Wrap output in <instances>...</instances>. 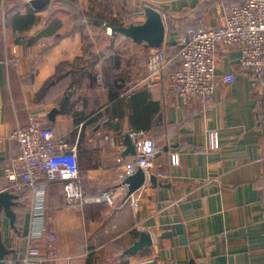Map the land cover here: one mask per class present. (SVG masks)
Wrapping results in <instances>:
<instances>
[{"label":"crops","instance_id":"1","mask_svg":"<svg viewBox=\"0 0 264 264\" xmlns=\"http://www.w3.org/2000/svg\"><path fill=\"white\" fill-rule=\"evenodd\" d=\"M30 1L0 0V191L8 190L4 168L18 150L9 133L37 118L77 144L87 198L111 191L118 204L65 206L61 183L47 184L48 215L58 236L53 264L151 259L156 264H264V78L256 82L239 68V52L225 47L217 53V77L229 71L236 77L230 84L219 81L206 104L186 105L167 77L180 64L175 35L191 24L194 12L215 25L224 2L242 0H50L40 10ZM146 6L165 18L160 48L170 61L159 79L137 84L148 76L153 48L111 34L91 17L141 23ZM30 14L37 20L21 30L18 17ZM56 14L63 21L60 30L35 40ZM117 66L128 78L126 85L146 88L149 103L156 105L144 132L157 145L156 171L169 176H156V184L147 178L125 201L120 173L137 156L125 136L136 130L133 120L140 109L113 100L109 74ZM100 71L103 82L97 80ZM79 114L83 120H77ZM210 130L219 132L215 150L208 146ZM173 152L181 159L177 166L171 163ZM33 189L26 186L19 196L15 227L3 218V239L11 250L7 264H14L28 244ZM142 231L151 233L153 244L125 254ZM32 243L45 250V237Z\"/></svg>","mask_w":264,"mask_h":264},{"label":"built area","instance_id":"2","mask_svg":"<svg viewBox=\"0 0 264 264\" xmlns=\"http://www.w3.org/2000/svg\"><path fill=\"white\" fill-rule=\"evenodd\" d=\"M218 20V24L210 25L201 13L194 12L191 24L175 35L174 46L180 54V65L168 72L167 77L173 84L175 96L186 105L196 102L204 105L216 91L219 81L228 84L234 82V71L223 74L221 78L217 77L216 58L222 47L239 52V68L253 74L256 82L264 78V0H242L233 5L224 2ZM106 28L110 31L109 27ZM152 50L147 57L148 76L137 84L151 81V78L159 79L170 61L163 48ZM97 80L103 82L101 71L97 74ZM126 88L123 95L129 97L135 89L127 85ZM82 124L81 122L80 125ZM131 136L137 156L120 173V182L123 183L140 168L145 171L147 178L152 174L162 179L169 177L164 172L156 171L153 163L157 152L155 141L142 130L132 131ZM207 137L211 150L219 148L220 137L217 130H210ZM8 138L16 142L18 148L17 154L4 168L8 190L20 196L26 186L34 188L28 244L14 264H53L58 256V236L48 215L45 195L47 184L61 183L65 206L93 201L105 203L112 208L118 206L115 194L103 191L90 200L87 198L80 178L77 144L58 137L55 129L44 121L33 118L26 125H18L9 133ZM111 142L114 143V139ZM180 160L177 152L171 153L173 165H179ZM38 184L41 187L36 188ZM126 186L122 184L125 189ZM132 203L134 206L138 205L134 199ZM43 237L45 250L42 251L32 241Z\"/></svg>","mask_w":264,"mask_h":264},{"label":"water","instance_id":"3","mask_svg":"<svg viewBox=\"0 0 264 264\" xmlns=\"http://www.w3.org/2000/svg\"><path fill=\"white\" fill-rule=\"evenodd\" d=\"M49 1L50 0H31L30 3L35 9L40 10L43 9ZM144 16L145 19L141 23L118 25L109 28L113 34H121L132 39L138 44H146V46L150 48H158L164 43L166 37L165 18L158 9L152 6L145 7ZM109 121L112 123L111 118ZM125 138L129 143V149L136 151L131 133H127ZM148 179L153 184H156L157 182V178L154 174L149 175ZM146 180L147 176L142 168L138 169L134 174L128 176L122 183L127 185V193L124 201L127 200L131 194L140 189L145 184ZM19 204V195L10 192L9 190L0 191V264H7L6 258L11 252L3 239V218H8L11 226L15 227L17 214L14 207ZM151 244H153V237L151 233L149 231H142L140 232L139 238L135 240L132 246L126 250L125 254L135 255ZM141 264H156V261L151 259L146 260Z\"/></svg>","mask_w":264,"mask_h":264},{"label":"trees","instance_id":"4","mask_svg":"<svg viewBox=\"0 0 264 264\" xmlns=\"http://www.w3.org/2000/svg\"><path fill=\"white\" fill-rule=\"evenodd\" d=\"M18 19L19 22L21 23L20 25H22L20 27L21 30H25L31 26V24L33 23L32 21L35 22L37 20V17L33 14H30L25 17L19 16ZM91 19L99 23L100 22L106 23L107 27L118 26V25H129V24H124L119 20H113V19L101 20V19H96L94 17H91ZM62 22H63L62 19L59 18V16L56 14L54 18H51L49 26L43 31H41L40 34H38L37 37H35V40L43 36L53 35L57 33L63 25ZM117 67L118 69L115 70V72L113 71L112 74H109L111 77L108 76V78L110 77V84H111L110 91L112 93V98L115 101H121V102L127 100L128 102H130V104L133 103L135 107L139 108L140 114L136 118V120H133V123L136 127V130H142V131L148 130L150 126V117L151 114L156 110L155 107L156 105L149 103L148 94H147L148 91L146 90V88L135 89L133 94L130 95L129 97L124 96L123 93H125L127 89L125 83L128 80V78L124 77L125 75L122 72H120L121 68L119 66ZM83 119L84 117L79 114L77 120L79 121Z\"/></svg>","mask_w":264,"mask_h":264},{"label":"rangeland","instance_id":"5","mask_svg":"<svg viewBox=\"0 0 264 264\" xmlns=\"http://www.w3.org/2000/svg\"><path fill=\"white\" fill-rule=\"evenodd\" d=\"M107 30V29H106ZM111 31V30H110ZM109 30H107V32H110ZM111 34H113L112 32H111Z\"/></svg>","mask_w":264,"mask_h":264}]
</instances>
